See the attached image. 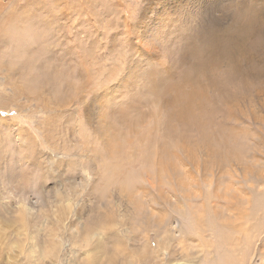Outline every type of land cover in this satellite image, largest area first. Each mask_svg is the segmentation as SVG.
Segmentation results:
<instances>
[{
    "label": "rangeland",
    "instance_id": "374dc122",
    "mask_svg": "<svg viewBox=\"0 0 264 264\" xmlns=\"http://www.w3.org/2000/svg\"><path fill=\"white\" fill-rule=\"evenodd\" d=\"M80 1L0 0V264H185L178 260L186 255L190 257L188 264L219 262L224 248L217 252L214 238L205 235L212 245L199 236L198 243L191 242L196 218L207 227L211 223L214 230V223L219 227L227 216L234 219L233 209L243 207L239 200L245 198L246 206L249 198L259 194L252 196L246 187L242 190L233 185L234 192L226 194L227 202L220 198L229 186L227 176L219 179L214 167L204 175L201 168L195 170L190 164L211 167L220 160L244 163L252 159L257 169L264 170V144L241 133L229 137L222 146L219 141L203 143L195 131L181 141L159 138V127L165 121L162 113L154 107L133 110L125 106L124 94L133 95L137 90L115 87L128 66L126 60L116 54L107 58L105 48L101 44V49L97 48L92 37L97 53L92 62L98 54L103 60L99 66L80 69L72 47L73 30L67 27L76 23L77 17L71 13L85 1L88 6L95 5L93 12L98 16L101 6L108 10L115 4L106 17L97 16L99 25L107 22L105 29L110 28L106 35L110 37L120 38L124 32L130 39L131 26L143 16L145 27L154 32L152 39L133 40L134 50L143 53L144 46L136 44L148 43L153 37L160 40L156 31L162 30L168 39L174 27L185 30L201 15H205V22L222 19L220 25L225 27L231 10L252 0ZM260 1L262 5H256L264 11V0ZM44 8L46 14H42ZM84 12L86 16L89 13ZM39 20L51 21L54 28L39 24ZM98 23L93 22V26ZM58 37L62 42L68 40L69 45L58 49ZM67 51H72V57L66 64L77 66L72 77L62 75L63 68L53 60ZM135 83L147 84L141 79ZM253 106L257 116L264 117L257 101ZM247 113L246 107V117ZM127 119L133 124L125 123ZM258 134L264 138V130ZM150 140L156 149L148 144ZM157 158L171 161L175 172L158 169ZM153 181L160 187L152 190L147 184ZM260 197L253 198L258 212L264 206ZM233 201L236 205H231ZM248 258L242 257V264H247Z\"/></svg>",
    "mask_w": 264,
    "mask_h": 264
},
{
    "label": "bare ground",
    "instance_id": "6f19581e",
    "mask_svg": "<svg viewBox=\"0 0 264 264\" xmlns=\"http://www.w3.org/2000/svg\"><path fill=\"white\" fill-rule=\"evenodd\" d=\"M100 1L98 0L97 3L100 4ZM224 1L226 2V0ZM56 2L59 3L60 0H56ZM257 2L262 5V1L258 0ZM257 2L256 0H252L251 4H241L234 10H231V18L228 19L229 23L225 27L220 25L222 19H209V22H205V15H201L198 22L192 19L195 24L186 27L185 30L174 27L173 29L175 31H173V33L172 31L168 32V39L166 35L164 36V33L162 34V30L156 31L155 34L160 37V40L157 38L154 39L153 37V40L148 43L143 44L141 41L139 44H136L137 46L140 44L141 47L144 46L142 47L144 49L143 53L137 49L134 50L136 47L133 46V40L139 38L152 39V33H154L150 28L148 29L145 27L146 22L143 20V16L142 18L138 17L136 23L131 26L133 37L130 38L131 40L123 36L124 32H122V35L120 34V38L118 36L110 37L106 35V31L110 28L107 27V29H105V27L108 26L107 22L106 26L103 25V27H101L97 21V12H93L95 5L93 7V5L89 3L88 6L85 1L83 4H80V6L77 5L78 10L73 14L68 12L71 13L72 17L73 15L77 17V21H75L76 23H71L67 29L73 30L72 47L76 51V65L80 69H84L82 66L90 65L89 67H92L93 65H98L101 60H103V57L98 54V58L92 62V58L96 53L93 50L94 41L92 37L96 39L97 48H105L103 53L107 58L110 54H116L118 58H124V62L126 60L128 66L124 67V72H121V76L115 87L120 88L122 85L124 86L123 90H125V87L130 89V91L133 89V92L137 90L133 93L134 97L131 94H124L125 99L123 102L125 106L128 105V107L133 110H136L137 107L142 108V106L154 107L162 113L165 121L159 127V138L163 137L174 142L175 140L181 141L182 139L186 140V136L195 131L203 143L210 144L219 141L222 146V144L227 145V139L229 137L235 135L232 138H236L237 135L241 133L248 134L253 140L260 141L261 144H264V138L261 139L257 136L259 135L258 133L261 134L264 130V117L260 114L257 116L253 109V103L257 101L261 113L264 114V20L262 19L264 11L263 9H259L258 5H256ZM116 7L115 4L109 5L108 10L111 12ZM100 8L102 9H100V15L102 14L105 16L108 14V10H105L104 6ZM38 10H40V8ZM84 11L89 12L87 16V13ZM46 12L47 10L44 8L42 14H46ZM82 15L85 17L83 18ZM40 17L41 15H39V18ZM66 17H68V15H66ZM38 22L48 27L54 26L51 24V21L39 20ZM93 22L98 23L97 26H93ZM109 23L112 25L113 22ZM64 27H66V25H64ZM100 28H102V30ZM58 29L59 27L57 30ZM96 29H100L101 31L98 33ZM62 31H65L64 28ZM57 33H59V31ZM57 41L58 43H56V46L58 49L69 45L68 40H63L62 42V39L58 37ZM54 42L56 41L54 40ZM100 44L102 45L101 47ZM71 52H65L66 55L63 57L59 56L60 58L58 59L53 58V60L57 61L63 68L61 74L70 77L74 76L72 74L73 69L77 67L66 64L67 61L70 62V58L72 57ZM52 55L56 57L55 54ZM40 69H42V67H40ZM89 71L87 72L89 73ZM131 72H133V77H129ZM137 79L145 80L147 84H144L145 86L143 83L136 85L135 81ZM127 80L130 81L128 82ZM138 91H140V94ZM246 107L249 111L247 117L245 115ZM139 116L141 117V113H139ZM125 123L131 124L132 122L130 119H127ZM135 123L139 124L140 121ZM244 123L246 126L249 125L247 123H251L253 128L248 126L247 128ZM232 126L234 128L237 126V129L232 128ZM241 126L244 128L240 129ZM154 129L157 130L156 127ZM224 136L226 139L224 138L223 141L222 137ZM212 137L216 139H212ZM218 137H220L219 140ZM151 141L152 140H150V142L148 141L149 145H152ZM154 148L156 149V147ZM203 148L207 149V147ZM155 162L158 169L166 170L167 172L171 171V173L175 172L170 164L171 161L168 163L161 158H157ZM251 162L252 159L250 162L244 163L237 160H220L211 164V167L207 163H197L196 165L191 163L190 165H192L195 170L201 168L202 172L205 173L204 175L207 174L206 172L210 168L214 167L219 179H223L224 176H227L225 179L228 181L229 186H227L226 192L220 196V198H224L227 202H229V200L226 194H228L230 190L234 192L232 188L233 185H236L242 190L246 187L248 191H252L250 192L252 196H254L253 194H259L261 196L260 198L264 201V170H262V168L257 169L254 162L250 164ZM257 163L258 162H256V164ZM161 165L164 167L162 168ZM236 171H240V174H237ZM168 175V177H171L170 174ZM188 175H190V173H188ZM157 177L158 181H155L159 182L160 176L158 175ZM154 184L155 182L153 181L152 183L149 182L147 185L152 190L160 187V185ZM180 186H183V184ZM142 189L144 192H148V189ZM168 189L170 190L171 186H169ZM241 195L243 196V193ZM259 195L256 197L258 198ZM231 198L236 199L233 194ZM253 198L252 200L246 198L248 199L246 206L244 205L245 198L243 199L244 201L239 200L237 203L239 204V202H241L243 207L241 206L242 208H240L239 211H236V208H234V219H230L233 217L227 216V220L221 221L222 224H219V227L221 226L220 228L215 226L213 219L214 230H212L210 223L212 219H210L211 221L209 222L210 226L207 227L208 224H200L201 218L194 217L196 218L195 237L191 242L196 243V237L199 236L203 242H208L209 245H212L213 241L210 242L211 239H207V236H209L215 239L216 242L213 246H215L217 252L220 247L224 248L223 255L218 259L219 262L215 264H242L244 261H242V257L244 256L249 257L247 259V264H256L254 261L255 259L260 261L257 264H264V206L260 205V203L259 205L263 208L261 207V211L258 212L256 209L257 203L255 202L256 205L254 204L255 198ZM262 200L259 201L258 199L256 201L259 203L262 202ZM231 205H236V202H231ZM227 212L229 211L227 210ZM198 220L200 222H198ZM202 225L206 226L203 227ZM216 229H218V231H216ZM214 234L216 236H214ZM201 240H199V242ZM189 258L190 257L186 255V257H181V259L177 260L179 263L183 262L188 264Z\"/></svg>",
    "mask_w": 264,
    "mask_h": 264
}]
</instances>
